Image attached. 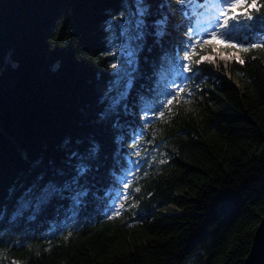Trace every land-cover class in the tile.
<instances>
[{"label": "trees", "instance_id": "16d2710c", "mask_svg": "<svg viewBox=\"0 0 264 264\" xmlns=\"http://www.w3.org/2000/svg\"><path fill=\"white\" fill-rule=\"evenodd\" d=\"M178 8L152 0L142 74L116 126L101 112L121 71L109 28L121 0H0V193L63 164L69 145L97 148L82 203L0 216V264H243L264 216V48L238 53L244 65L201 64L168 112L156 88L188 39Z\"/></svg>", "mask_w": 264, "mask_h": 264}, {"label": "snow or ice", "instance_id": "6c2138e0", "mask_svg": "<svg viewBox=\"0 0 264 264\" xmlns=\"http://www.w3.org/2000/svg\"><path fill=\"white\" fill-rule=\"evenodd\" d=\"M178 11L184 18L188 39L182 42V47L174 52L171 59L175 69V78L170 83L158 82L156 91L165 97L162 108L168 112L172 106L180 103L184 96H191V89H186L184 81L191 80L196 72L203 69V63L215 66L217 56L222 60H235L241 65L245 60L238 53H246L256 48H264V0H177ZM122 11L117 22H109V28L115 30L114 40L119 41L114 47L116 51L110 54L122 61L120 65L112 63L111 67L121 71L105 93L106 107L101 112V119L119 126L121 111H127L131 93L137 86L142 74L140 53L146 46L151 35L150 18L152 16V0H121ZM166 21H156L163 25ZM184 27V25H182ZM164 35V31L158 32ZM208 49H211L209 52ZM221 49H231V55L221 52ZM188 74V75H185ZM166 80L167 74L161 73ZM190 103V101H187ZM158 112L157 119H163L166 111L152 109ZM148 122L147 116L145 117ZM142 135V133H140ZM132 147L139 145L133 141ZM97 151L93 145L80 147L69 145L63 164L53 162L50 170L40 172L22 190L11 189L6 197L0 193V216L18 217L29 211H40L54 201H71L75 204L83 202L89 193L81 187V180L89 171L90 157ZM136 158L141 157L140 151H135ZM135 164V160H130ZM166 162V161H162ZM131 181L124 182L127 190ZM139 191V189H137ZM124 199L115 207L116 218L124 209L128 200V192L123 193ZM6 201V202H5ZM261 257L264 259V244L259 245Z\"/></svg>", "mask_w": 264, "mask_h": 264}, {"label": "water", "instance_id": "95a60500", "mask_svg": "<svg viewBox=\"0 0 264 264\" xmlns=\"http://www.w3.org/2000/svg\"><path fill=\"white\" fill-rule=\"evenodd\" d=\"M264 244V216L261 218L252 236L251 246L243 264H264L259 245Z\"/></svg>", "mask_w": 264, "mask_h": 264}]
</instances>
